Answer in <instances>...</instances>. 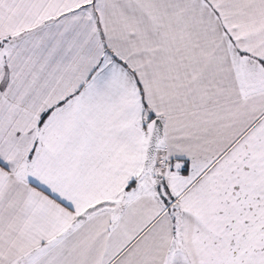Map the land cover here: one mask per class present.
Listing matches in <instances>:
<instances>
[{"label": "crops", "instance_id": "0c3cea01", "mask_svg": "<svg viewBox=\"0 0 264 264\" xmlns=\"http://www.w3.org/2000/svg\"><path fill=\"white\" fill-rule=\"evenodd\" d=\"M0 264H264V0H0Z\"/></svg>", "mask_w": 264, "mask_h": 264}, {"label": "water", "instance_id": "95a60500", "mask_svg": "<svg viewBox=\"0 0 264 264\" xmlns=\"http://www.w3.org/2000/svg\"><path fill=\"white\" fill-rule=\"evenodd\" d=\"M146 129L148 133L146 157L137 181L142 180L146 176L151 179H160L156 161L159 145L163 138L162 123L159 119H153L146 125Z\"/></svg>", "mask_w": 264, "mask_h": 264}, {"label": "trees", "instance_id": "16d2710c", "mask_svg": "<svg viewBox=\"0 0 264 264\" xmlns=\"http://www.w3.org/2000/svg\"><path fill=\"white\" fill-rule=\"evenodd\" d=\"M154 118L152 117L151 118V120H153ZM150 120V121H151ZM156 180V179H155ZM156 182H158V183H161L162 182V179L160 178V179H158V180H156ZM136 184V181L134 180V181H132L131 183H130V185H128V188H129V186H134Z\"/></svg>", "mask_w": 264, "mask_h": 264}]
</instances>
